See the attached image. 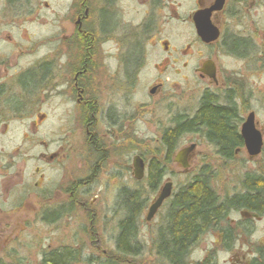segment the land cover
<instances>
[{
  "label": "rangeland",
  "instance_id": "1",
  "mask_svg": "<svg viewBox=\"0 0 264 264\" xmlns=\"http://www.w3.org/2000/svg\"><path fill=\"white\" fill-rule=\"evenodd\" d=\"M72 1L23 0L24 42L32 43L31 40L47 34L49 28H40L38 24L50 25L51 10L63 13ZM196 1L163 0L159 10L150 11L138 0H120V25L114 40L119 41L125 52L131 46L139 53L136 64L139 71L131 84L135 119L130 128L118 130L117 138V134H108L109 139L105 138L104 129H100L111 158L108 156L110 161L105 160L100 174L88 184L87 188L91 187L82 197V204H65L70 196L69 189L74 190L77 182L86 180L89 175L82 161L86 146L79 111L59 95L54 96V100L41 90L39 111L8 110L4 114L6 123L0 126L1 262L47 264L48 254L67 248L77 252L79 262L75 264H89L115 256L117 224L124 214L116 200L121 190H140L147 199L138 224V244L143 251L126 263L164 264L157 258L153 243L164 224L169 201L179 187L204 166L216 174L213 187L221 198L242 192L247 175H264V148L259 156L251 158L243 147L233 161L223 162L200 134H187L171 154L172 161L166 166V176L158 192H150L148 167L152 160L163 163L166 157L161 141L163 132L171 127L170 119L181 112L193 116L202 94L211 86L195 71L206 60L218 66L221 87L233 90L241 122L254 113L256 127L264 139V0H229L220 18L222 38L209 46L199 41L192 22ZM87 2L91 8L107 7L105 1ZM45 3L50 4L49 9ZM229 35L246 39L251 46L243 55L231 53L223 46V40ZM111 37L112 32L105 36L109 42L103 46L104 58L111 53ZM164 42L170 46L168 53L163 48ZM162 73L164 75L159 78ZM157 80L164 83L165 91L151 98L149 90ZM112 83L105 78V87L109 88L104 92V103L108 102V95L114 98L111 96ZM126 92L124 89L123 93ZM123 103L127 105L126 98ZM192 144L196 149L190 167L185 170L175 164L173 158ZM59 151V163L48 162L49 156ZM12 156L22 157L18 161L20 165L6 174L3 164L9 163ZM133 156H139L145 163L142 180H136L128 169ZM169 181L172 182L171 197L148 222L150 206ZM31 184L35 187H28ZM36 193L40 199L38 207L33 204ZM17 196L24 200L15 208L11 200L19 199ZM5 201L7 204H3ZM52 212H58L59 217L50 220ZM225 222L235 230L232 248L225 247L220 231H209L192 249L191 264L200 263L209 255L216 264H251L254 258L264 260V214L233 211ZM221 227H225V223Z\"/></svg>",
  "mask_w": 264,
  "mask_h": 264
},
{
  "label": "flooded vegetation",
  "instance_id": "2",
  "mask_svg": "<svg viewBox=\"0 0 264 264\" xmlns=\"http://www.w3.org/2000/svg\"><path fill=\"white\" fill-rule=\"evenodd\" d=\"M101 1H105L107 7L91 8L87 0H73L63 13L52 9V23L50 25L38 24L40 28L48 27V33L36 37V40H31L34 41L32 43H28L24 42L23 0H0V126L5 125L4 114L8 110L24 112L25 109H32L39 111L41 90L52 96L54 100V96L59 95L66 101V104H70L79 111L86 146L82 161L85 166L84 170L89 175L86 180L80 179L74 190L69 189L68 191L70 196L69 199H66L65 204L76 206L83 203L82 197L86 196L91 187L87 188L88 184L100 174L105 160L109 162L111 158L107 153V142L102 138L100 129L102 131L104 129L105 138L109 139L108 134H117V138L118 130L120 131L124 127L130 128L135 119V109L131 101L133 92L131 84L133 85L136 72L139 71L136 68L137 63L135 64V47L130 46L131 48L128 47L125 52L123 48H120L119 41L114 40L120 25L118 20L120 0ZM138 1L148 7L150 11H154L160 9L163 0ZM228 1L225 0L222 10L213 11L210 15L211 23L219 29L221 38L223 34L220 18ZM215 3L216 0H197L196 9L192 15L193 25L194 14L211 10ZM45 7L49 9L50 4L45 3ZM104 15L108 17L106 24L103 23ZM110 32H112L110 38L112 47L109 48L111 53L104 58L103 46L109 42L105 40V36ZM227 37L229 38L231 35ZM199 41L203 45L209 46L220 40L209 44L204 43L200 38ZM163 45L165 53H168L170 46L166 42ZM207 62H210L208 67L214 72V78L201 72ZM142 66L141 64L140 70ZM195 71L201 79L208 80L211 86H208V89L202 94L194 115L197 113L205 93L208 92L221 101L222 96L231 90L221 87L219 69L214 61L209 59L202 62ZM163 75L164 73L159 74L158 77ZM105 78L108 81H113L111 96H114L113 98L108 95L106 103H104V99H106L104 92L109 86L105 87ZM29 80L31 81L29 82ZM163 88V82L159 80L154 82L149 90L150 97L155 98L161 95L165 91ZM124 89L127 90L126 94L123 93ZM122 97L126 98L127 105L123 103ZM185 116L193 117L184 114V112L177 113L170 119L171 127ZM244 122L240 123V131ZM59 154L60 151L49 156L48 162L59 163ZM135 157H132L131 165H128L134 178ZM11 158L9 163L3 164V168L7 171L6 174L15 171L20 165H18V161L22 157L12 156ZM35 159L39 160V156ZM37 171L39 174L40 171ZM32 185H28V187ZM35 186L38 188V183L35 182ZM25 191L27 192V187ZM35 195L33 204L38 207L40 199L38 193ZM17 198L19 199L11 200L15 208L21 205L24 200V197L21 196H17ZM3 204H7V201Z\"/></svg>",
  "mask_w": 264,
  "mask_h": 264
},
{
  "label": "trees",
  "instance_id": "3",
  "mask_svg": "<svg viewBox=\"0 0 264 264\" xmlns=\"http://www.w3.org/2000/svg\"><path fill=\"white\" fill-rule=\"evenodd\" d=\"M107 20L108 17L104 15L103 23L106 24ZM224 46L231 53L243 55L251 45L246 39L231 36L225 39ZM137 52L135 49V64L138 60ZM233 93V90H228L221 101L208 92L205 93L193 117L180 118L163 132L161 145L166 150V157L163 163L152 160L148 167L150 192H158L166 176V166L172 161L171 154L184 135L200 134L220 160H234L237 151L244 147V141L240 134L242 119ZM214 174L208 166L202 167L171 197L164 224L158 230L153 243L157 258L164 264H191L189 255L192 249L209 231H220L224 235L225 247L232 248L235 230L225 222L231 212L245 210L258 215L264 214V175H247L242 192L221 198L213 187L216 179ZM116 202L124 214L117 224L115 256L94 260V263L89 264H127L128 260L142 254V247L138 244V224L147 199L140 190H121ZM58 217V212L49 214L50 220ZM223 223L225 227H221ZM77 262V252L68 248L51 252L45 257L47 264ZM0 264L5 263L0 261ZM197 264L216 263L209 255ZM251 264H264V260L254 258Z\"/></svg>",
  "mask_w": 264,
  "mask_h": 264
},
{
  "label": "water",
  "instance_id": "4",
  "mask_svg": "<svg viewBox=\"0 0 264 264\" xmlns=\"http://www.w3.org/2000/svg\"><path fill=\"white\" fill-rule=\"evenodd\" d=\"M224 4L225 0H216V3L211 10L201 11L194 14L193 21L196 33L204 43L209 44L219 39L220 31L211 23L210 15L213 11L222 10ZM209 64L210 62H207L204 68L201 69V72L207 74L211 78H214V72L208 67ZM240 134L244 141V147L251 158H255L263 152L264 139L262 133L256 127L254 113H251L242 124ZM195 149L196 145L192 144L189 147L180 150L177 154H175L173 162L175 164H179L183 169H188L190 167V160L192 159ZM134 169L135 179L142 180L145 176V163L139 156L135 157ZM171 190L172 182L169 181L162 188L160 194L150 206L146 217L148 222L155 217L164 202L171 197Z\"/></svg>",
  "mask_w": 264,
  "mask_h": 264
}]
</instances>
